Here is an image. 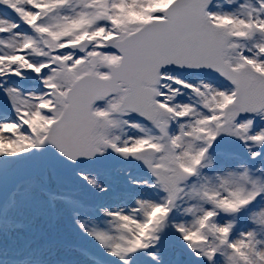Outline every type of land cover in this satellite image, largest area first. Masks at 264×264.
I'll use <instances>...</instances> for the list:
<instances>
[{"label": "snow or ice", "instance_id": "snow-or-ice-1", "mask_svg": "<svg viewBox=\"0 0 264 264\" xmlns=\"http://www.w3.org/2000/svg\"><path fill=\"white\" fill-rule=\"evenodd\" d=\"M0 264H264V0H0Z\"/></svg>", "mask_w": 264, "mask_h": 264}]
</instances>
